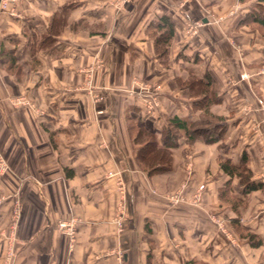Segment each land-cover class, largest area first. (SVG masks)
<instances>
[{
  "label": "crops",
  "instance_id": "obj_1",
  "mask_svg": "<svg viewBox=\"0 0 264 264\" xmlns=\"http://www.w3.org/2000/svg\"><path fill=\"white\" fill-rule=\"evenodd\" d=\"M255 3L131 0L115 11L109 0H16L0 10V264H264V36L239 25ZM168 26L160 61L155 39ZM202 85L222 140L181 137L169 170L148 175L136 161L146 136L157 152L166 119L197 121ZM243 152L258 187L245 194L219 167ZM70 219L69 250L55 224Z\"/></svg>",
  "mask_w": 264,
  "mask_h": 264
},
{
  "label": "trees",
  "instance_id": "obj_2",
  "mask_svg": "<svg viewBox=\"0 0 264 264\" xmlns=\"http://www.w3.org/2000/svg\"><path fill=\"white\" fill-rule=\"evenodd\" d=\"M239 25H245L255 29L261 36H264V0H256L255 5L249 10L244 16L243 20ZM158 26L150 25L148 30H158ZM166 28V27H165ZM172 31L168 26V29L163 30L161 34L155 39V57L158 60L165 59L166 48L170 40ZM46 37L42 38L41 45L44 44ZM163 61V60H162ZM195 84L199 85L198 80ZM190 87V86H189ZM197 94L200 95L201 99L194 103V107L201 110L197 121L187 123L185 120L178 119L176 117L165 120V125L161 131L160 143L164 149L153 152V149L157 145L155 137L147 135L146 141L143 144L136 155V161L140 168L145 169L148 175L157 172H166L170 168L169 164V152L167 148H173L176 146V141L184 137L186 141H200L204 144H214L221 141L225 132L226 124L222 118L214 117L208 113V107L216 102L214 95L209 94L212 90H208L207 86L202 85L200 88L197 86ZM151 161H158V167L150 164ZM220 169L230 177H236L242 185V193H247L258 187L249 182L251 177L249 170L247 169V156L243 152L240 156L239 163L237 166H233L228 162L219 164ZM229 185L224 187L223 191H220V195L227 192ZM237 203V202H236ZM252 236H248L250 246H257L261 243L260 239H256V242L252 241ZM190 264H202L197 262H191Z\"/></svg>",
  "mask_w": 264,
  "mask_h": 264
},
{
  "label": "built area",
  "instance_id": "obj_3",
  "mask_svg": "<svg viewBox=\"0 0 264 264\" xmlns=\"http://www.w3.org/2000/svg\"><path fill=\"white\" fill-rule=\"evenodd\" d=\"M16 0H0V8L5 11L7 9V6L14 3ZM129 3V0H109V4L110 6L115 9V10H120L121 7L125 6L126 4ZM9 14L11 16L15 15V13L10 10L8 11ZM199 27V23H193L190 25V29L192 31H194L195 28ZM257 75L260 76H264V67L259 69L258 72L256 73ZM246 76L245 75H240L239 79L243 80L245 79ZM143 88V87H142ZM144 89V88H143ZM155 105V102L153 100H150L146 103V107L147 108H152ZM256 106H257V110L262 112L263 114V120H264V101H262L261 99H257L256 101ZM5 168V164L2 160V158L0 157V172L3 171ZM203 189L202 185H199L196 189V192L194 193V196H192V203L197 202V200L199 199L200 193ZM166 199L168 200V202L171 205H176L177 203L182 201V195H181V191H177L171 195H168L166 197ZM17 214V211L16 213ZM122 220H123V215L121 214V211L115 216L114 219V225L116 226V228L118 230H120V228H122ZM214 222V224L216 225V227L219 230H222V226L221 223L216 220L213 219L212 220ZM55 229L60 232L61 234H63L67 240H68V249L70 250L74 244V240H75V235H74V220H68V221H58L55 224ZM9 257L11 256L10 254L8 255Z\"/></svg>",
  "mask_w": 264,
  "mask_h": 264
},
{
  "label": "rangeland",
  "instance_id": "obj_4",
  "mask_svg": "<svg viewBox=\"0 0 264 264\" xmlns=\"http://www.w3.org/2000/svg\"><path fill=\"white\" fill-rule=\"evenodd\" d=\"M130 1L131 0H129V3H130ZM128 3V4H129ZM128 4H126L125 6H123V7H121L120 8V10H123ZM0 10H2L1 8H0ZM115 10V9H114ZM115 11H119V10H115ZM25 100V99H24ZM24 100L23 99H21V97H15V98H12L11 99V103L12 104H14V105H22L23 103H26V101L24 102ZM0 157H1V155H0ZM2 158V157H1ZM4 170H5V168H4ZM3 170V171H4ZM193 196H194V194H193ZM115 216L116 215H113V218H112V220H111V222H114V219H115ZM70 220H73V219H70ZM77 221H79L78 219H75L74 220V224L77 222ZM57 223V222H56ZM113 225H114V223H113ZM115 226V225H114ZM116 227V226H115ZM117 229V228H116ZM122 228H120V230H121ZM74 235H75V232H74Z\"/></svg>",
  "mask_w": 264,
  "mask_h": 264
}]
</instances>
